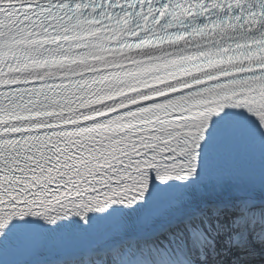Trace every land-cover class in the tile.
Returning a JSON list of instances; mask_svg holds the SVG:
<instances>
[{"label":"snow or ice","instance_id":"snow-or-ice-1","mask_svg":"<svg viewBox=\"0 0 264 264\" xmlns=\"http://www.w3.org/2000/svg\"><path fill=\"white\" fill-rule=\"evenodd\" d=\"M257 187L264 0H0V264H249Z\"/></svg>","mask_w":264,"mask_h":264},{"label":"bare ground","instance_id":"bare-ground-1","mask_svg":"<svg viewBox=\"0 0 264 264\" xmlns=\"http://www.w3.org/2000/svg\"><path fill=\"white\" fill-rule=\"evenodd\" d=\"M257 200H264V196H258L255 197ZM235 213H231L230 215H225V217L220 221V224L223 226H228L230 228L231 223L229 222V218H231V221L234 217ZM213 223V230L212 233H215L214 235L212 233H210V239L214 240L215 243V247L220 248V244L225 245V246H229L228 249H233V245L230 243L229 239L225 236V233L228 232L230 237H233V232L235 230H231V231H217L215 228V220L212 221ZM253 237V236H251ZM250 237V241L248 242L249 245H254V246H258L263 248L264 247V242L258 241L257 239ZM161 239H164V237H161ZM82 243H87V241H83ZM234 243V242H232ZM253 246V247H254ZM212 250H210V252L208 250H206V252L204 253H200V252H196L193 254V260H194V264H210L209 262L212 260L211 259V255L212 254Z\"/></svg>","mask_w":264,"mask_h":264}]
</instances>
